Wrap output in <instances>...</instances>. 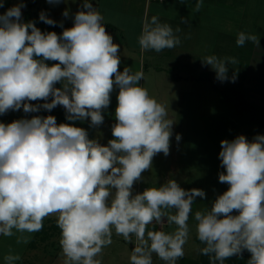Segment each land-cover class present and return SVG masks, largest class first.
I'll use <instances>...</instances> for the list:
<instances>
[{
	"label": "clouds",
	"instance_id": "9594fccd",
	"mask_svg": "<svg viewBox=\"0 0 264 264\" xmlns=\"http://www.w3.org/2000/svg\"><path fill=\"white\" fill-rule=\"evenodd\" d=\"M202 6L203 0H197L195 10ZM23 7L20 0L0 14V115L21 108L25 113L51 111L59 105L68 121L90 118V127L97 128L104 123L111 93L119 91L113 139L107 145L90 139L82 127L58 124L52 115L0 122V234L19 233L17 243H27L30 236L25 233L41 231L44 219L55 214L63 264H102L98 257L113 243V233L128 242L135 237L130 264H153V253L165 264H177L185 255L195 198H204L205 191L185 190L169 179L134 192L154 157L170 153L173 122L166 107L141 86L143 72L118 70L120 45L89 0H83L73 26L60 35L42 32L34 21L23 22ZM63 15L68 17V10ZM39 19L56 23L43 11ZM181 23L188 21L182 18ZM180 31L153 16L138 43L142 51L160 53L181 43L175 34ZM246 41L260 47L257 35L239 32L236 45ZM202 63L218 81H235V74L228 76V65L238 64L235 57L209 55ZM57 83L62 86L57 88ZM40 100L45 102L29 103ZM220 144L224 171L218 178L228 189L210 209L194 214L197 238L205 245L200 252L210 257V264H224L247 250V264H264V135L251 141L238 135ZM165 218L177 226L174 232L148 230ZM20 259L11 252L4 256L5 264Z\"/></svg>",
	"mask_w": 264,
	"mask_h": 264
},
{
	"label": "crops",
	"instance_id": "0c3cea01",
	"mask_svg": "<svg viewBox=\"0 0 264 264\" xmlns=\"http://www.w3.org/2000/svg\"><path fill=\"white\" fill-rule=\"evenodd\" d=\"M103 2L105 9L101 11L100 5ZM251 2L252 0H203V6L197 12L195 10L197 0H183V2L182 0H165L164 2L149 0H93V6L104 16L106 31L113 36L114 43L120 45L121 64L118 70L122 72L125 67H129L133 73L143 72V80L140 81L141 86L148 90L150 96L166 107L168 119L173 122V135L170 139L169 155H163V157L159 158L161 153L157 154L153 159L152 169L147 171L148 173L153 172L155 175L158 172L162 179L157 180L156 176L153 177L151 182H138L137 192H142L151 185L157 187L160 183L164 184L169 179H175L183 188L182 184L192 179L190 175L185 174L188 169L187 166L190 164L187 161L186 153V156L183 155L184 152L182 153V145L189 148V145L193 144L195 147L192 148H196L198 151L200 149L203 151L206 146L212 145L216 149L214 150L216 152L214 153V158L219 157V150L221 149V140L219 139L213 138L208 140L207 143L201 144L200 139L193 138L196 142H199V147L194 144V141L191 143L187 138L182 139L184 122L188 119H201L204 123L207 120L210 127L225 126L230 130H236L238 127L257 128L255 129L258 130L256 132L264 135V131L258 124L242 119L234 109L228 107L219 97L221 91L226 94L227 89L238 86L243 91L244 99L248 104L254 107H264V39H260L258 35L259 29H252L254 27L246 26L245 23L246 16L249 13L251 14V12L247 13L246 4ZM153 16L157 17L161 23L169 24L174 31L177 27L181 29L180 32L175 33L181 40L178 46L172 49H164L160 53H156L154 50H141L138 37L144 24L150 22ZM117 17L122 20L119 24L114 22ZM182 18L187 19L188 23H181ZM63 25L71 26V24ZM130 29L134 30L133 33L132 31L130 32ZM239 32L257 35L260 47H257L251 41H246V43H249V48L244 59L248 61V64L240 63L239 72L243 73L242 75L239 73L240 83L235 84V81L232 82L230 79L220 82L216 79V73L210 66L203 64L202 60L209 55H215L219 58L235 57L237 60L240 52L238 46L235 47L233 44L234 41L232 39L236 40ZM246 47L245 45L239 49H246ZM192 49H194L195 53ZM228 66V76L230 77L231 73L235 74L236 64H229ZM116 89L117 93H111V97H114V94L118 95L119 89ZM195 91V99L204 98V96L206 98H216L218 96V102L216 101L218 107L209 106L207 109L211 110V113L207 114L208 116L203 113L204 110L201 114L196 113V116H191L195 113L190 114L192 113L190 108L199 106V104H194L198 101L192 100ZM55 108H58V110L53 114L51 111L43 110V108L38 112L30 113H25L23 109L9 110V112H18L21 114V119H31L33 116L46 117L48 115L58 119L66 118L63 106L58 105ZM11 117L14 120L18 116L12 115ZM177 134L181 137L179 141L176 140ZM164 157L166 158L163 159ZM211 206L212 204L210 203V205L205 207L204 202L197 200L193 204L195 211L204 208L210 209ZM56 220L57 216L54 214L53 218L44 220L43 225L46 222L47 226L57 224ZM167 224V219H164L161 223L153 222L150 225L164 228ZM188 224L193 225L194 223L188 221ZM57 230H59L60 234L61 230L59 228ZM17 235L19 236L20 234L17 233ZM25 235H29L30 239L27 243H23L21 247L20 264H37L41 260L46 259L42 258L45 255L50 256V260L60 255L61 252L57 254L58 248H54L56 251L55 255H50L49 251H47L50 249L42 250L43 254L38 252L39 247H48V243L58 235L55 236V234L51 235L50 233L45 236V239H39V234L36 236L35 233L31 235L25 233ZM5 237L0 234V249H16L17 238L13 237L14 241L12 237H8L10 240L5 239ZM47 237H49V240H46ZM27 252H31L33 255L30 261L22 263ZM33 257L34 259L31 260Z\"/></svg>",
	"mask_w": 264,
	"mask_h": 264
},
{
	"label": "rangeland",
	"instance_id": "374dc122",
	"mask_svg": "<svg viewBox=\"0 0 264 264\" xmlns=\"http://www.w3.org/2000/svg\"><path fill=\"white\" fill-rule=\"evenodd\" d=\"M19 2L20 0H0V3H3V7H0V14L5 13L9 8L13 7ZM23 3L26 5V7H23L21 9L23 22H24L25 15H28V16L32 15L39 19V15L43 11L50 19L54 20L55 22L60 23V24L61 23L71 24V26H73L74 15L78 10H81V5L83 3V0H61L59 4H49L47 0H23ZM90 3H93V0H90ZM103 5H104V2L101 3L100 5L101 11L105 9V6ZM65 10H68L69 12L68 17H65L63 15V12ZM246 11L247 13L251 12V14L249 13V15H247L245 18L246 26L250 25L254 27L252 29H255V28L259 29L258 35L260 36V39H264V0H252L251 3H247ZM110 19H112V17H110ZM121 21L122 20H120L117 17V19L114 22L119 24V22ZM131 31L133 33L134 30L130 29V32ZM232 40L234 41L233 44L236 47L237 46L236 40L235 39H232ZM245 45L247 46L246 49L240 50L239 49L240 47H238V50L241 54L238 53V57H237L238 64H236L235 66V70H236L234 71L235 77H236L235 84H238L241 81V78L239 77L240 63H245L246 65L248 64V61L244 58H246V54L248 53L249 43H246ZM192 51L194 52V49H192ZM243 69H244V66H243ZM240 74L242 75L243 73H240ZM232 76L233 74L231 73L229 78H231ZM55 86L59 88L62 85L60 83H57ZM234 91L243 92L237 86L235 88L227 89L226 93L229 94ZM112 93H117V89L114 88ZM222 94H224L223 91H221L219 95L221 99H222ZM195 95H196V91L194 93L192 100L198 101V102H195L194 104H199V106H194L192 108L189 107L190 111L192 112L190 114L195 113L191 116H196V113L201 114L203 110H204L203 113L206 116H208L207 114L211 113V110L207 109L209 106L213 108L215 106L218 107V103L216 104V101L218 102V96L216 98L215 97L206 98L204 96V98L195 99ZM29 103L39 104L40 101H30ZM116 106H117V96L116 94H114V97H111V103L109 107L106 110H104L102 113L104 115V123L97 128L90 127V119H86L85 121H68L66 118H61V119L56 118V121L58 124L70 123V124H73L74 126L82 127L87 130L90 139H97L98 142L101 143L102 145H107L108 141L110 139H113L110 125L115 123L114 113H115ZM254 108L260 111H264V107H261V108L254 107ZM12 115L18 116V117H15L14 120L21 119L20 117L21 114H19L18 112L8 111L6 114L0 115V122H3L5 124L11 123L12 121H14L11 117ZM110 117L112 118V120H110L111 119ZM204 125H205V128H204ZM255 129L250 128V127L248 128L238 127L236 130H232V129L230 130L228 127H225V126L210 127V124L207 120L204 123L203 121H201V119L197 120L196 118H194L192 120L188 119L184 122V134L182 136V139L184 140L185 138H187L189 142L191 143L194 141V144L197 147L200 146L199 142H196L194 140L197 138L200 139L201 144H205L208 142V140H212L213 138L219 139L221 141L225 139L231 141L234 138H236L238 135H244L247 137L248 140L251 141L256 135H260V133L256 132L258 130H255ZM192 147H195V146L193 144H190L189 148L183 145L181 146L182 153L184 152L183 155H185L186 153L187 161L190 164L187 166L188 169L185 171V174L190 175L192 178L191 180L184 182V184L182 185L185 190H190L193 188L204 190L206 193V196L204 198L196 197L195 201L196 200L199 202L202 201L204 202V206L207 207L208 205H210V203L212 204L214 202V200L216 199L218 195L223 194V192H225L228 189V185L226 183L219 182V178H218L219 173L223 172L224 169L221 167V162H220L219 157L218 158L216 157L217 159L214 158V153H216L214 152V150H216L214 149L215 146L214 147L212 145L206 146L203 149V151H201V149L198 151L196 148H192ZM220 151L221 149L219 150V152ZM163 155L164 154L161 153L159 155V158L163 157ZM165 158L166 157H164L163 159ZM142 176H143V180H142L143 182L145 181L151 182L153 177H156V176H157V180L162 179L161 175H158V172H156V175H155L153 172L148 173L146 171L142 173ZM160 185H162V183H160L157 187H159ZM137 187H138V182L134 185V192H137ZM194 209L195 208H193L192 206V214L190 215L191 219L189 221H192L194 224L189 225V228H190L189 239H188V242L184 246L185 255L177 261V264H201L200 261L205 256V255H202L200 252V249H202L205 245L202 244L198 240L197 235H196V227H195L196 221L194 219V214L196 211ZM233 213H236L235 210L233 211ZM53 216L54 214L49 217H46L44 220L48 218H53ZM57 228H58L57 224H54V225L51 224L50 226H47V222H46L42 230L39 231L38 233L35 232V235L37 236L39 234L38 235L39 239L41 238L45 239V236H48V234L50 233L51 235L55 234L56 236L59 234V230H57ZM176 228L177 226L174 223L167 224L164 228H162L161 226H157V227L152 226V225L148 226V230H153V231L161 230V231H165L168 233L174 232ZM31 234H34V233H31ZM17 236H18L17 234L15 236H12V239L15 241L14 238L15 237L17 238ZM5 239H8V237H5ZM59 239H60V234L56 236L55 238H53L51 242L48 243L49 245L48 247H45V248L43 246L39 247L38 249L39 254H43L42 250L44 249L45 250L50 249V250H47L49 251L50 255H55L56 251L54 248H58L57 254L59 252H62V249L59 245ZM112 239H113V243L103 248L101 256L98 257L102 260V264H130L129 257L131 255L133 247L135 246V237L133 236L132 241L128 242V241H125L122 236H117L115 233H113ZM46 240H49V237H47ZM36 241L38 242L37 239ZM22 245L23 243H19V244L16 243V247H17L16 249L14 248H10L8 250L0 249V264H5L4 256L9 254L10 252L11 254H18L20 256ZM32 255L33 254L31 252H27L25 258L22 260V263H26L27 261H30V258L32 257ZM42 258H46L50 260V256L45 255ZM33 259L34 257L31 260ZM46 259H43L40 261L43 263L38 262L37 264H63L64 258L60 253V255L56 257L55 259L52 258V260L50 261H47ZM152 259H153V264H165V262L160 260L159 257L155 253H153ZM20 260L15 261V264H17ZM20 263L21 262H19L18 264ZM224 264H228V262Z\"/></svg>",
	"mask_w": 264,
	"mask_h": 264
},
{
	"label": "trees",
	"instance_id": "16d2710c",
	"mask_svg": "<svg viewBox=\"0 0 264 264\" xmlns=\"http://www.w3.org/2000/svg\"><path fill=\"white\" fill-rule=\"evenodd\" d=\"M28 21H34L36 27H38L42 32H56L58 35L62 34L64 28H70L72 26L70 25H63L61 27L59 23H55L54 25H48L41 21L40 19L34 17V16H24V22ZM46 63L54 64L58 63L56 61H46ZM222 101L225 103L228 107L234 109L238 116H240L242 119L258 124L262 130L264 131V113L260 110H257L254 108V106L248 104L244 99V94L239 91H234L232 93H224L222 94ZM45 101L40 100L39 104H43ZM47 102H51V97H49V100ZM21 108L20 110H22ZM44 110V109H43ZM58 110V108L52 109L51 113H55ZM236 214V213H233ZM248 259H250V253L245 250L241 256H233L227 260H225L224 263L228 262V264H247ZM201 264H210V257L204 256V258L200 261Z\"/></svg>",
	"mask_w": 264,
	"mask_h": 264
},
{
	"label": "built area",
	"instance_id": "2783aa9c",
	"mask_svg": "<svg viewBox=\"0 0 264 264\" xmlns=\"http://www.w3.org/2000/svg\"><path fill=\"white\" fill-rule=\"evenodd\" d=\"M149 1H158V2H164L165 0H149Z\"/></svg>",
	"mask_w": 264,
	"mask_h": 264
}]
</instances>
